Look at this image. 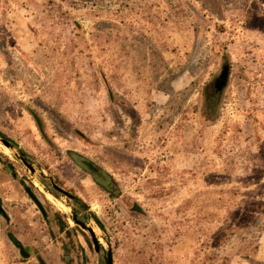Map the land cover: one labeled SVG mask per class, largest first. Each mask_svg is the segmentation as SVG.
<instances>
[{
    "label": "rangeland",
    "instance_id": "1",
    "mask_svg": "<svg viewBox=\"0 0 264 264\" xmlns=\"http://www.w3.org/2000/svg\"><path fill=\"white\" fill-rule=\"evenodd\" d=\"M0 135V264H264V0H0Z\"/></svg>",
    "mask_w": 264,
    "mask_h": 264
},
{
    "label": "water",
    "instance_id": "2",
    "mask_svg": "<svg viewBox=\"0 0 264 264\" xmlns=\"http://www.w3.org/2000/svg\"><path fill=\"white\" fill-rule=\"evenodd\" d=\"M228 70H229V66L224 65L222 68V71L220 73V77L222 80L217 79V81L213 83V86L215 87L216 90L221 91L225 87L227 80H228L227 79ZM0 142L4 146H6L8 149H13L12 144L7 139L2 137L1 135H0ZM15 156L29 169L31 175L35 174V169L32 167V165L30 163H28L26 161V159L22 155L16 153ZM52 187L57 192L68 197L69 199H74V195H72L68 191L64 190L62 187L58 186L54 182H52ZM25 191L27 192L29 197L36 203V205L39 207V209L42 211V213H44V209L42 207V204L40 203L38 198L35 196V194L32 192V190L28 186H25ZM47 191L52 197H54V198L57 197V195L54 194L52 191H49V190H47ZM67 207H68L67 208L68 216L72 220V222L75 223L76 225H78L79 227H81L82 229H85L88 231V233L91 237L92 243H93L94 250L97 253H100L102 250L104 251L103 258L105 260V264H113L112 251H111V248L109 246L108 239H106L105 237L100 235L92 226L86 224L83 221V219H81L79 217V215L76 213V211L73 207H71V206H67ZM0 211L3 212L1 205H0ZM11 239L15 245H17V246L20 245V243L17 239H15L14 237H11ZM102 242L104 243V245L102 244ZM20 253L23 256H26L28 254L23 248H20Z\"/></svg>",
    "mask_w": 264,
    "mask_h": 264
},
{
    "label": "trees",
    "instance_id": "3",
    "mask_svg": "<svg viewBox=\"0 0 264 264\" xmlns=\"http://www.w3.org/2000/svg\"><path fill=\"white\" fill-rule=\"evenodd\" d=\"M85 162L87 163V166H88V167L93 166L92 163H91L90 161L85 160ZM88 169H89V168H88ZM74 199L76 200V202H79L80 204H82V202H81L77 197H74ZM81 206H82L81 208H82L85 212H87L88 209H87L86 205H85V204H82ZM83 217H84V219L92 218V219L96 222V224H97L100 228H102V225L100 224L99 219L96 217L95 214H93V213H91V212L88 211L85 215H83ZM59 224H60L61 229H63V228L66 226V223H65V222H62V221H59Z\"/></svg>",
    "mask_w": 264,
    "mask_h": 264
},
{
    "label": "flooded vegetation",
    "instance_id": "4",
    "mask_svg": "<svg viewBox=\"0 0 264 264\" xmlns=\"http://www.w3.org/2000/svg\"><path fill=\"white\" fill-rule=\"evenodd\" d=\"M218 79H219V80H222L221 77H220V75H219ZM216 81H217V79L215 80V82H216ZM212 88H213V89H212V90H213V91H212V94H213V95H211L210 97H208L207 95H205V101H207V102L211 101V100L213 99V97H214L216 94H218V92H219L218 90L215 89V87H214L213 85H212Z\"/></svg>",
    "mask_w": 264,
    "mask_h": 264
}]
</instances>
